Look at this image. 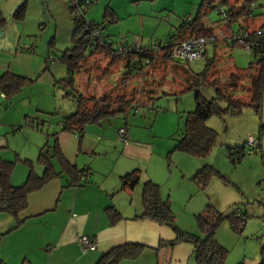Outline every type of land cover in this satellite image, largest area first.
Here are the masks:
<instances>
[{
	"label": "crops",
	"instance_id": "1",
	"mask_svg": "<svg viewBox=\"0 0 264 264\" xmlns=\"http://www.w3.org/2000/svg\"><path fill=\"white\" fill-rule=\"evenodd\" d=\"M24 1L27 4L25 18L17 21L13 13ZM38 1L0 0V14L5 20L3 26L0 25V31L3 32L0 36V75L10 72L33 78L41 69V64L32 66L29 57L14 55V49L20 43V34H25L27 21L33 19L40 24ZM61 1L44 0L48 19L55 18V14L61 10L66 11L60 7ZM223 36L229 43L227 34ZM214 56L216 59L219 56L216 49ZM226 62L233 70H239L230 59ZM170 64L184 68L182 63ZM40 75H43V71L37 76L36 82L40 81ZM0 99L11 100L1 92ZM21 112L22 109L13 103L9 106L0 104V116L4 117L7 113L12 117L17 114L20 116ZM3 121L4 118L0 119V129L5 132L7 123L11 121ZM102 123L87 125L80 137L76 133L57 129V141L62 155L71 165L87 172L86 180L76 186L69 185L71 179L62 175L47 182L40 190L30 193L26 209L18 216V225L14 217L0 213V264H94L102 253L125 243H139L146 248L136 259L124 260L119 264H194L192 244L182 242L158 248L160 241L175 238L173 230L140 217L143 212L142 186L148 180L160 186L163 198L168 196L177 226L189 234H200L194 215L202 211L207 203L223 213L244 205L242 209L248 214L247 218L264 215V95L258 113L244 109L240 115L227 116L221 120V124L227 123V127L219 136V148L213 156L207 160L180 156L183 165L179 167L178 176L172 172L168 175L161 161L157 160V156L154 157L157 146L151 136L141 138V130L129 131L125 128L127 143H122L117 138V129L122 126L104 128ZM213 124L211 128L217 131L216 123ZM26 131V135L33 132ZM249 134L260 138V151L244 153L239 161H232L236 155L230 157L229 150L242 148ZM9 145L10 140L6 139L5 146ZM34 148L39 149V145ZM17 152V155L26 158L25 153L20 155ZM217 155L220 158L217 162H222L223 166L216 162ZM205 164L226 174L233 188L213 180L205 190H201L191 181V177ZM54 165L58 170L56 163ZM133 170L139 171L138 183L132 189L120 190V177ZM25 178L26 170L22 167L17 173H12L10 181L17 186ZM110 206L120 215L114 224L110 223L106 212ZM82 236L90 237L96 243V248L82 253L78 245V239ZM215 239L228 250L225 264H260L261 250L264 248V227L257 220L246 219L239 235L232 230L228 221H224Z\"/></svg>",
	"mask_w": 264,
	"mask_h": 264
},
{
	"label": "trees",
	"instance_id": "2",
	"mask_svg": "<svg viewBox=\"0 0 264 264\" xmlns=\"http://www.w3.org/2000/svg\"><path fill=\"white\" fill-rule=\"evenodd\" d=\"M258 6L256 0H200L194 17L190 16V22L188 23L182 22L181 19L176 32L172 36L175 35L177 40L192 37L212 38L211 43L214 44L217 42L218 37L213 27L206 24L205 17L210 9L216 10L217 8H222L225 10V17H219L225 22L223 32L224 35L227 34L226 39L228 40V36L234 32L232 28L234 22H239L237 31L243 28L250 30L247 28V25L242 26L241 24L243 22L247 23V20L254 15L264 16V14H255ZM26 11L27 4L24 1L15 9L13 18L17 21H23ZM112 14V11L107 10L105 17ZM4 23L5 20L0 14V25L3 26ZM73 25L71 47L60 56L61 62L66 67V77L57 80L56 84L65 91V97L77 100V109L63 118L60 131L73 132L80 137L84 128L89 124H99L117 115H122L125 118L127 114L131 112L135 113L133 111L135 103L139 107L150 108L149 110L153 109V95L144 96L145 98H141L140 101L134 100L135 88L127 86L128 82L126 80L128 79L126 78L140 75L144 79L146 77L145 73H148L146 71L157 67L161 62H180L172 61L167 54L157 60H153V57L147 53L128 52L123 55H114L110 49L101 46L99 43L94 44L96 49L92 51L88 48V42L82 35L84 31L83 26L75 22H73ZM262 27H264V22L257 28ZM229 45H231L230 42ZM97 56L108 60L105 68L107 74L110 73L114 65L123 63L122 75L124 77L121 82V92L116 98L111 99L109 96H102L100 98L84 96V94L79 93L76 89L73 75L81 70V67L87 60ZM145 58L150 59L151 64L148 69L143 70L138 68L136 63L142 62ZM215 64L216 58L213 56L199 73L189 71V68L184 65L185 70L191 74L192 78L186 81L187 84L182 86L179 91L193 90L195 92V107L186 115L184 128L176 139L174 150L196 158H206L218 145V133L206 124L208 118L212 116L219 118L237 116L244 109H252L258 113L261 108L262 95H264V61L254 56L253 62L249 64L247 69L233 70L229 65L230 71L227 76L222 77V84H219L221 83V79L214 78L216 74ZM242 77L244 79L248 78L247 98H242V94H236L239 81L242 82L244 80ZM31 81L27 77L4 72L0 75V92L8 99L12 98ZM202 88L209 89L212 91V94L205 96L201 91ZM120 128L126 133L127 139L126 125L118 129ZM2 147L5 146H0V148ZM229 151L230 157L233 154L236 155L232 159L234 162L239 161L245 155L243 147L232 148ZM23 162L28 166V174L21 185L14 186L10 178L15 163L2 159L0 156V213H7L14 217L16 225L20 223L18 216L26 209L30 193L40 190L47 182L62 175H66L71 179L69 185L76 186L81 183L79 178L87 174L86 171L77 169L64 158L58 145L57 132L54 134L52 145L45 143L39 149L37 163L42 168L40 174L36 172L34 162L26 159ZM55 163L58 166V170L55 169ZM215 177L225 178L213 166L205 164L191 177V181L201 190H205L210 181ZM119 181L120 190L132 189L139 181V171L133 170L126 173L120 177ZM226 182L228 183L229 181L226 179ZM141 202L143 212L140 217L150 219L160 225H166L175 234V238L171 241H160L158 248L174 246L182 242L190 243L193 245L192 258L194 264H225L228 250L216 241V232L224 221H228L232 230L239 235L248 217V214L242 208H240L239 216L235 211L226 215L211 203H207L202 211L194 215V220L200 234L193 235L183 232L177 226L175 216L170 208V200L162 197L158 184L150 180L143 183ZM106 212L111 224L120 219L119 213L112 206L106 208ZM145 248L146 246L139 243L118 245L102 253L94 264H119L124 260H133ZM260 264H264V248L261 250Z\"/></svg>",
	"mask_w": 264,
	"mask_h": 264
},
{
	"label": "rangeland",
	"instance_id": "3",
	"mask_svg": "<svg viewBox=\"0 0 264 264\" xmlns=\"http://www.w3.org/2000/svg\"><path fill=\"white\" fill-rule=\"evenodd\" d=\"M61 2L62 6L60 7H64L63 10L66 11L57 12L55 18L50 17L45 20L40 13V24L29 19L24 29L25 34H20V43L14 49V55L29 57L32 66L41 64V69L36 72L33 78H29L32 81L13 97L15 99H0L1 105L9 106L13 103L22 109L20 116L17 114L12 117L10 113L4 117L0 116V119L4 118L3 123L11 121L7 123L8 128L5 132L4 129H0V137L5 140L4 146L6 139L10 140L9 146L0 148V156L2 159L15 163L14 174L24 167L27 176L28 166L23 162L25 159L34 162L35 170L39 174L41 173L42 168L37 163L40 147L45 143L53 144L54 134L57 129L60 131L63 118L77 109V100L65 97V91L56 84L57 80L66 77V67L57 58L71 47V33L74 26L67 4ZM256 2L259 6L255 10V14H264V0H256ZM199 4L200 0H96L89 7L85 18L100 24L103 34L111 37L115 43L126 36L128 43L131 44L135 41L143 46L149 45L152 41L164 44L176 32L181 19L187 16L194 17ZM107 10L112 11L113 14L105 17ZM141 21H143L142 24ZM205 22L213 27L218 40L215 42L216 44L206 45L203 58L185 66L191 72H201L207 61L214 56L216 49L219 56L216 59L214 78L221 79L219 84H222V77L227 76L230 71L227 59L235 64L236 69H247L253 62L254 56L252 52L239 45L231 46L225 41L223 36L225 22L215 9L208 11ZM262 22H264V16L254 15L247 20V25L249 29H252L258 27ZM238 25L239 22L232 24L234 32L237 31ZM107 62V59L99 56L90 58L83 64L81 70L73 75L74 84L79 93L96 98L109 96L111 99L120 94L121 82L124 77L122 75L123 63L114 65L112 71L110 70L112 73L107 74L105 72ZM41 71H43V75H40V81L36 82ZM146 72H148L145 73L146 79H141V81L133 76L126 78L128 79L127 86L135 88L134 100L140 101L141 98L153 95V109L139 107L137 112H131L125 118L122 115H117L110 117L102 124H104V128L113 127V129L117 125H126L129 131L141 130V138H150L151 136L157 146L154 150V157L157 156V160L161 161L168 175L172 172L173 175L178 176L179 167L181 164L183 165L182 160L179 159L180 156L189 155L175 151L174 146L184 128L187 113L195 107V92L193 90L180 92L179 90L192 77L185 68H179L170 62H161L157 67L150 71L148 69ZM242 79L244 78L242 77ZM238 84V94H242V98H247L248 78ZM201 91L205 96L212 94L209 89L202 88ZM221 120L223 118L212 116L206 121L209 127H214L213 122H215L218 129V145L206 157V160L213 156L215 150L219 148V136L227 127V123L221 124ZM9 123L11 125H8ZM1 124L2 122H0ZM13 128L18 129L13 131ZM26 130L33 132L26 135ZM35 145H39V149L34 148ZM17 151L20 155L25 153L26 158L17 155ZM217 159H220L218 155L216 162ZM217 163L222 165V162ZM214 168L225 178L215 177L210 182L218 180L223 186L233 188L229 183L231 182L230 178L218 168ZM226 179L229 181L228 183ZM262 191H264V184H262ZM239 207L244 208V205ZM181 208L184 210L183 204H181ZM262 216L259 218L250 216L247 220H257L264 227L261 222Z\"/></svg>",
	"mask_w": 264,
	"mask_h": 264
},
{
	"label": "built area",
	"instance_id": "4",
	"mask_svg": "<svg viewBox=\"0 0 264 264\" xmlns=\"http://www.w3.org/2000/svg\"><path fill=\"white\" fill-rule=\"evenodd\" d=\"M67 4L70 11L72 21L83 26V37L88 42V48L95 51V43H99L110 49L114 55H123L128 52L131 53H147L153 57V60L161 59L165 54L168 55L169 59L172 61L183 63L188 65L195 60L204 57L206 45L212 42L211 39L203 37H192L184 40H177V38L172 36L169 41L161 44L160 42L152 41L147 46H143L137 41L134 43H128L126 36H123L117 43L113 42L111 37L103 34L101 25L96 24L94 21H88L85 15L89 7L96 2V0H63ZM220 17H225V10L222 8L216 9ZM182 22H190V16L182 19ZM252 30L239 29L238 31L232 32L228 36V40L231 45H239L247 51L253 53V55L264 61V27L256 28L253 32ZM61 61L60 56L57 58ZM152 60V61H153ZM138 68L143 70L148 69L150 66V59H144L142 62L136 63ZM131 77V76H130ZM137 77L139 81L143 79L140 75L133 76ZM128 82V80H126ZM125 82V83H126ZM139 108L138 104L133 105V111L137 112ZM150 109V108H149ZM16 130V128H13ZM118 139L127 143L126 133L122 128L117 131ZM5 144L4 138L0 137V146ZM244 153L253 154L260 151V138L252 135H247L244 141ZM80 181L86 180L85 176L79 178ZM234 211L237 215H240V208H235ZM233 211V212H234ZM262 225H264V216L261 218ZM78 245L82 253L94 250L96 248V243L87 236H82L78 239Z\"/></svg>",
	"mask_w": 264,
	"mask_h": 264
},
{
	"label": "water",
	"instance_id": "5",
	"mask_svg": "<svg viewBox=\"0 0 264 264\" xmlns=\"http://www.w3.org/2000/svg\"><path fill=\"white\" fill-rule=\"evenodd\" d=\"M39 4H40V7H41V16L45 19V20H48V14H47V9H46V6H45V3H44V0H39L38 1ZM3 32L0 31V36H2ZM233 209L227 211L225 214L226 215H229L231 213H233Z\"/></svg>",
	"mask_w": 264,
	"mask_h": 264
}]
</instances>
